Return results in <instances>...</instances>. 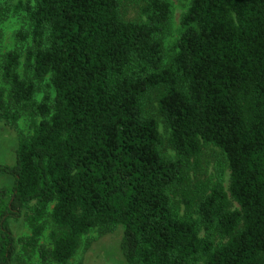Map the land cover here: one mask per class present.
Returning <instances> with one entry per match:
<instances>
[{
  "label": "trees",
  "instance_id": "trees-1",
  "mask_svg": "<svg viewBox=\"0 0 264 264\" xmlns=\"http://www.w3.org/2000/svg\"><path fill=\"white\" fill-rule=\"evenodd\" d=\"M141 2L143 21L124 19L120 0L18 5L31 77L18 72V50L3 55L0 116L26 110L36 121L13 163L0 164L13 178L0 190V264H12L19 218L30 228L23 248L44 262L66 264L92 227L119 226L126 264H264V0H192L167 65L170 3ZM8 9L0 5V22ZM153 103L175 157L160 150ZM205 143L225 155L227 191L189 175ZM212 234L227 240L214 246Z\"/></svg>",
  "mask_w": 264,
  "mask_h": 264
},
{
  "label": "rangeland",
  "instance_id": "rangeland-1",
  "mask_svg": "<svg viewBox=\"0 0 264 264\" xmlns=\"http://www.w3.org/2000/svg\"><path fill=\"white\" fill-rule=\"evenodd\" d=\"M27 1L32 3V0H0V5L8 7L5 16L0 22V68L3 55L10 50H18L21 53V64L18 67V72L21 77H31L30 71H25L23 65V56L27 48L28 41L20 42L17 34L27 32L29 30V21L26 11L20 8L19 4H25ZM122 4V16L126 20H140L144 17L140 13L142 5L141 0H120ZM171 7L170 20L167 29L161 37L163 47V65L171 62L177 52L176 41L181 34V17L191 5L192 0H168ZM44 83H48L47 77ZM0 86L7 87L3 82L0 73ZM43 84L37 85V90L34 94L35 100L39 101L44 94ZM50 93L53 95V90L50 87ZM151 114L157 121L158 130L162 136L163 143L160 147L162 154L168 157H175V151L168 143L170 136V128L165 124L163 117L157 113L155 103L151 104ZM36 121L26 110H20L15 120L0 116V163L12 162L15 149L22 138L29 137L33 131V123ZM199 168L194 173L191 169L189 175L191 179H201L209 182L220 181L224 190L227 191L229 184V168L225 159L224 153L213 144L205 143L202 145L201 154L199 157ZM12 183V178L6 174L0 173V188L9 186ZM179 195H177V199ZM52 204L47 208L46 214L42 221L44 229L39 237V243L46 247L51 246V233L56 230L53 224L50 211ZM229 208L237 209L238 205L229 198ZM183 204H181V210ZM194 218H198L195 208H192ZM11 229L16 240V251L12 260V264H59L51 260L42 261L38 252L35 250L24 249L22 239L30 235V228L24 218L11 221ZM122 234L121 227L117 226L108 231H101L98 227H92L82 237L79 247L67 261L66 264H126L119 249V242ZM207 233L202 226L199 227V236L204 237ZM227 240L226 237H221L217 234L211 235V241L214 246L219 245ZM203 257L200 259L201 264Z\"/></svg>",
  "mask_w": 264,
  "mask_h": 264
},
{
  "label": "flooded vegetation",
  "instance_id": "flooded-vegetation-1",
  "mask_svg": "<svg viewBox=\"0 0 264 264\" xmlns=\"http://www.w3.org/2000/svg\"><path fill=\"white\" fill-rule=\"evenodd\" d=\"M14 154H15V152H14ZM13 161H14V157H13V159H12V162H4V163H0V164H11V163H13ZM0 173H2V172H0ZM3 174H6V173H3ZM6 175H8V174H6ZM8 176H10V175H8ZM11 177V176H10ZM12 178V177H11ZM12 182H13V178H12ZM12 184V183H11ZM9 186H11V185H9ZM3 187H6V186H3ZM3 187H1V188H3ZM1 188H0V190H1ZM11 221H13V220H11ZM11 221H10V227H11ZM12 230V229H11ZM14 234V233H13Z\"/></svg>",
  "mask_w": 264,
  "mask_h": 264
}]
</instances>
